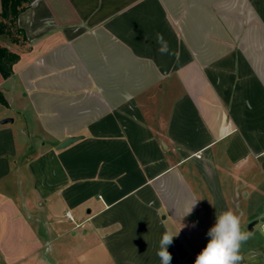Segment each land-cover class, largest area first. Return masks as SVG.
Instances as JSON below:
<instances>
[{
    "label": "crops",
    "instance_id": "1",
    "mask_svg": "<svg viewBox=\"0 0 264 264\" xmlns=\"http://www.w3.org/2000/svg\"><path fill=\"white\" fill-rule=\"evenodd\" d=\"M28 1L26 45L0 35L19 55L0 72V264H161L169 230L184 264L176 245L199 254L226 210L253 234L264 0ZM255 240L244 264H264Z\"/></svg>",
    "mask_w": 264,
    "mask_h": 264
},
{
    "label": "clouds",
    "instance_id": "2",
    "mask_svg": "<svg viewBox=\"0 0 264 264\" xmlns=\"http://www.w3.org/2000/svg\"><path fill=\"white\" fill-rule=\"evenodd\" d=\"M158 42L161 44L159 50L166 53L168 49L162 36H158ZM195 203L188 210V214L191 213ZM178 234L179 232L173 233L169 230L162 235L157 252L161 264H170L172 256L168 247ZM207 235L210 239L206 247L197 255L194 264H242L244 257L241 255V246L252 234L241 229L239 215L232 210L219 213L216 215L214 226L209 229Z\"/></svg>",
    "mask_w": 264,
    "mask_h": 264
},
{
    "label": "trees",
    "instance_id": "3",
    "mask_svg": "<svg viewBox=\"0 0 264 264\" xmlns=\"http://www.w3.org/2000/svg\"><path fill=\"white\" fill-rule=\"evenodd\" d=\"M28 7V0H2L0 35L7 37L14 45L24 46L27 43L24 30L18 26V18ZM18 60V54L0 45V72L4 78L11 76L12 67Z\"/></svg>",
    "mask_w": 264,
    "mask_h": 264
},
{
    "label": "rangeland",
    "instance_id": "4",
    "mask_svg": "<svg viewBox=\"0 0 264 264\" xmlns=\"http://www.w3.org/2000/svg\"><path fill=\"white\" fill-rule=\"evenodd\" d=\"M245 218H246V217H243V218H242V220H243V224H242V226H241V229H242V227H244V225H245V222H246V221H244ZM251 223H252V222H251ZM251 223H248V224L246 225V227L243 228V230H244V231H248V232H250V231H249V226H250ZM262 224H263V222H261L260 219H259V222H258V224L256 225L255 232L251 235V237H250L245 243L242 244V246H241V253H242V251H244L246 248H248V247L250 246L249 244H252V243H253V240H255V239H256V240H260L261 237L264 236V230H263ZM209 239H210L209 236L205 238L206 241H208ZM256 240H255V241H256ZM184 246H185V245H184ZM184 251H185V252H189V256L184 260V264H194L195 259H196V257H197L198 254H193V253H192L193 250H191V249L189 248L188 245H186V246L184 247ZM242 264H244L243 261H242Z\"/></svg>",
    "mask_w": 264,
    "mask_h": 264
},
{
    "label": "water",
    "instance_id": "5",
    "mask_svg": "<svg viewBox=\"0 0 264 264\" xmlns=\"http://www.w3.org/2000/svg\"><path fill=\"white\" fill-rule=\"evenodd\" d=\"M2 122H3V123H8V122H12V120H11V119H5V120H3ZM76 140H77V138H70V139H67L66 141H64V142L60 145V149L66 148V147L69 146L70 144L74 143ZM260 221L264 223V218H262ZM255 224H256L255 222H253V223L250 224V226H249V231H250V232L253 231V227H254ZM176 249H177V251H178L180 257H181L182 259H185L186 256H187V253L184 251L182 245H176Z\"/></svg>",
    "mask_w": 264,
    "mask_h": 264
},
{
    "label": "built area",
    "instance_id": "6",
    "mask_svg": "<svg viewBox=\"0 0 264 264\" xmlns=\"http://www.w3.org/2000/svg\"><path fill=\"white\" fill-rule=\"evenodd\" d=\"M66 216L67 218L72 219L70 212H67Z\"/></svg>",
    "mask_w": 264,
    "mask_h": 264
}]
</instances>
